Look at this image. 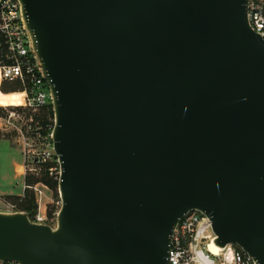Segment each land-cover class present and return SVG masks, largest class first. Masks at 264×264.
<instances>
[{"label": "water", "instance_id": "water-1", "mask_svg": "<svg viewBox=\"0 0 264 264\" xmlns=\"http://www.w3.org/2000/svg\"><path fill=\"white\" fill-rule=\"evenodd\" d=\"M4 1V0H2ZM53 98L55 226L0 212V260L170 264L191 212L264 264V38L248 0H19Z\"/></svg>", "mask_w": 264, "mask_h": 264}, {"label": "built area", "instance_id": "built-area-1", "mask_svg": "<svg viewBox=\"0 0 264 264\" xmlns=\"http://www.w3.org/2000/svg\"><path fill=\"white\" fill-rule=\"evenodd\" d=\"M248 22L251 29L264 38V0H248ZM0 80L16 87L21 93L20 105L10 106L8 123L16 126L23 117L20 110L39 112L53 107L50 87L44 77L42 68L36 59L32 41L25 27L22 6L19 0H0ZM7 108V107H5ZM14 119V121H12ZM54 125L47 128L39 126L33 131L30 149L23 151L25 174L39 175L44 165H48L47 173L55 180H60L61 165L54 149ZM21 131V128H16ZM29 145V144H27ZM44 189H49L43 183L25 186V189L35 191L39 210L34 223L54 227L46 212L42 213L40 200ZM217 236L209 217L200 212H191L180 220L171 237L169 251L170 264H256L254 259L237 245L229 244L220 248L215 243ZM0 264H20L15 261L0 260Z\"/></svg>", "mask_w": 264, "mask_h": 264}, {"label": "rangeland", "instance_id": "rangeland-1", "mask_svg": "<svg viewBox=\"0 0 264 264\" xmlns=\"http://www.w3.org/2000/svg\"><path fill=\"white\" fill-rule=\"evenodd\" d=\"M2 86L8 89L7 93L1 91L4 94H11L16 91V87L8 85L0 80V90L2 89ZM11 110V108L0 106V195L8 193L10 190L15 193L23 191V182L25 183V177L23 179V174L26 176L24 168L29 165V162L24 161L23 151L26 148L30 149L31 143L34 148L38 147L37 141L32 142V139L34 138L33 131L39 129V122L35 120L37 112L20 110L23 119L19 124L14 126L11 123H8V121H10L8 116ZM12 121H14V119H12ZM17 127L21 128V131L16 129ZM41 174L42 171L36 176H41ZM39 188L43 191V195L41 196L42 200H40L42 213L46 212L49 219L54 220L56 223V217L61 208L59 190L52 191V189H44L42 186H39ZM33 192L35 193V191ZM20 197H24V194ZM3 200L6 204L4 209L7 212L20 211L10 200H8V197L3 198ZM39 212H41V210H39V204L37 203V213Z\"/></svg>", "mask_w": 264, "mask_h": 264}, {"label": "trees", "instance_id": "trees-1", "mask_svg": "<svg viewBox=\"0 0 264 264\" xmlns=\"http://www.w3.org/2000/svg\"><path fill=\"white\" fill-rule=\"evenodd\" d=\"M10 87V86H9ZM11 88V87H10ZM9 88V89H10ZM18 89H16L17 91ZM8 92V89L2 86L0 90V100L4 102H8L10 97L17 92L11 94H4ZM35 120L39 122V126L43 127V129L47 128V125H54V110L51 106L50 108L43 109L36 113ZM48 165L43 166L41 176H36L34 174L27 173L25 176V184L26 186H33L38 183H43L50 190L57 191L59 181L53 179L47 173ZM8 200H10L20 211L27 212L30 216V219L33 220L35 215L37 214V203L36 197L32 190L28 187L25 189L24 197L20 196H9ZM51 218V217H50Z\"/></svg>", "mask_w": 264, "mask_h": 264}, {"label": "crops", "instance_id": "crops-1", "mask_svg": "<svg viewBox=\"0 0 264 264\" xmlns=\"http://www.w3.org/2000/svg\"><path fill=\"white\" fill-rule=\"evenodd\" d=\"M25 175L23 174V179H24ZM23 191L20 193H15L13 191H9L8 193H5L3 195H0V212H7L4 208L6 207L5 201L3 200V198L5 197H9V196H22L25 192V183L23 182Z\"/></svg>", "mask_w": 264, "mask_h": 264}, {"label": "bare ground", "instance_id": "bare-ground-1", "mask_svg": "<svg viewBox=\"0 0 264 264\" xmlns=\"http://www.w3.org/2000/svg\"><path fill=\"white\" fill-rule=\"evenodd\" d=\"M23 95L21 93H15L14 95H12L9 99L8 102H4L2 100H0V106L1 107H10V106H16V105H20L21 104V97Z\"/></svg>", "mask_w": 264, "mask_h": 264}]
</instances>
